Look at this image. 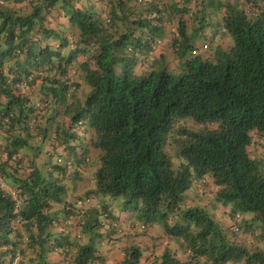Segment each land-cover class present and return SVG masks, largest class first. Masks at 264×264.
<instances>
[{"label": "trees", "instance_id": "1", "mask_svg": "<svg viewBox=\"0 0 264 264\" xmlns=\"http://www.w3.org/2000/svg\"><path fill=\"white\" fill-rule=\"evenodd\" d=\"M214 17L233 44L207 60L197 40ZM172 51L191 53L179 76ZM263 136L264 0H0V264H94L92 238L69 234L105 231L100 214L125 233L70 185L83 176L124 196L153 240L120 264H264ZM209 206L253 218L222 227Z\"/></svg>", "mask_w": 264, "mask_h": 264}, {"label": "rangeland", "instance_id": "2", "mask_svg": "<svg viewBox=\"0 0 264 264\" xmlns=\"http://www.w3.org/2000/svg\"><path fill=\"white\" fill-rule=\"evenodd\" d=\"M218 13L219 12H217L216 8L211 9L212 15L216 16ZM205 24H208L209 26L206 27V29H205L206 31L204 32V34L201 35V37H199L197 42H198V44H201V43L209 44L210 48L207 51L200 49L199 55L201 57H203V59L213 60L216 56V53L218 52L217 46H220V49L225 51V49H228V47L232 46L233 42L230 38L226 39V38H224V36L221 35V31L219 32V29L217 28L218 25H217V22L215 20V17L209 18L205 22ZM173 26L174 25L171 23L170 27L172 29H173ZM214 30L215 31L217 30V32H219V33H216ZM47 41L51 44V40H47ZM161 49H163V48H162V46L159 45L158 49H156V52H153L154 56H157L159 53V50H161ZM166 51H167V53L169 52V50H167V49H166ZM166 51H165V54H166ZM67 55H68V52H67ZM166 56H167V54H166ZM190 57H191L190 52H187L184 57H179L178 53H175V51H172L171 59H176L175 62H173L171 60L166 61L168 63L169 62L172 63L171 67H169V70L172 72V74L179 76L182 73L183 64ZM150 60H151V62H154V61L158 62L159 59H155V58L152 59L151 58ZM162 62H163V59H162ZM82 83H83V87L81 88V92H79L77 96H78V98H80L81 101H84V99L87 96L89 86H87L84 81H82ZM76 108L77 109H75L74 112L79 109L78 107H76ZM56 116H57L56 117L57 121L63 119L60 114H58ZM189 118L190 117H185V118L179 119L178 121L181 124L185 123L186 125H192L193 122L188 120ZM180 123L176 122L173 126L178 127V124H180ZM197 127H199V126H197ZM202 127H204V126H202ZM190 128H191V126H190ZM173 133H174V128L171 129V131L169 133V137L173 136ZM258 137L256 138L257 140H259ZM263 139H264V136H263ZM71 143L72 144L74 143L76 145H80L81 140H80V138H78L77 140H72ZM167 147L171 151L172 155H175V153H176L175 145L170 144ZM258 151L259 152H256V151L254 152V150H252V155L254 156V158H256L260 162V165L264 168V140H262V143H260ZM92 158H93V160L97 159L96 156H93ZM95 166L97 168L98 165H95ZM75 183L76 184L77 183H82V184L86 183L85 184L86 186H88L89 188H92L94 190V193H93L94 205L98 204L102 200L106 201L108 203V205H110V208L112 210L114 217L116 219H119L120 222L122 223V226L124 227L125 233L120 234L115 229L112 230L111 224L109 222L110 220L107 219L103 214L98 215V217L103 224L101 228H103V230H105V231H103L104 233L101 231L102 229H100V228L99 229L98 228L91 229V230H88V232H86V231H83V226H80L78 228L76 226V224H74V226L71 229V232L69 234V235H72L71 236L72 242L75 240V235L78 233L82 234V238L79 240L81 244L90 243L91 238L94 241L93 244L95 245L96 249H98V256H100V259L96 260V262H94V264L109 263L112 255H115V254L117 255L121 252H123V254H124L125 251L131 247H141V245L143 243L140 241V239H139L140 236H137V234L142 231L143 223H141L139 221V219H138L139 217H138L136 210L132 209L130 207V205L126 204L124 196L112 197L111 195H104L102 193H99V192L95 191L96 185H95L94 180L93 179L89 180L88 178H85L84 176L81 177L80 180H78V181L75 180ZM75 183H73V185ZM205 192H206V195L204 196V199H202V200H206V201H202L201 202L202 205L203 204L207 205L209 203V199L212 198V195L210 194L209 190H207ZM194 193H195L194 187L190 188L189 190L186 191V194H189L190 196H194ZM199 202H200V200H199ZM190 205H192V203H190ZM132 207H133V205H132ZM229 208H231V206H229ZM206 210L211 215V217L218 224H220L222 227L224 225H226V223L231 224V225L232 224L236 225V224L242 222L244 225H246V221L248 219L253 218L252 212H239V214H241V218L239 220H237V219H232L229 215L225 214V213H227L228 208L227 209L226 208H220V209L216 208L215 209L212 206H209L208 209H206ZM93 221H92V223H93ZM161 230H162V227L159 228L158 226H154V230L150 231V234L153 236L154 239H158L159 233ZM102 236H104L103 242L101 240ZM143 238H147L149 240L146 243L150 244L153 242V240L151 238H148L147 234L144 235ZM261 245H262V248L264 249V242H262ZM159 251H160V249H159ZM145 258H146V255L142 254L140 261L145 260Z\"/></svg>", "mask_w": 264, "mask_h": 264}, {"label": "crops", "instance_id": "3", "mask_svg": "<svg viewBox=\"0 0 264 264\" xmlns=\"http://www.w3.org/2000/svg\"><path fill=\"white\" fill-rule=\"evenodd\" d=\"M252 150H254V152L256 151V152H259L258 150H259V147H257V145H255V146H253L252 148H251ZM84 182V181H83ZM73 183H75V180H74V178H72V179H70V185H72ZM86 184V183H85ZM84 183L82 184V183H77V187H76V191H79V192H84L85 190H86V185H85ZM100 203H102V204H105V205H107L108 206V203L106 202V201H104V200H102V201H100ZM109 208H110V205H109ZM110 210H111V208H110ZM112 211V210H111ZM137 236H139V233L137 234ZM140 241L143 243V244H146V242H148L149 240L147 239V238H143V237H141L140 236ZM150 244H152V243H150ZM150 244L149 243H147V245H149L150 246ZM142 246V245H141ZM143 246H145V245H143ZM157 249H160V251H161V246H159ZM159 251V252H160ZM123 256H124V254H123V252H121V253H119V254H115V255H112V257H111V260H110V262L109 263H106V264H120V261H121V259L123 258ZM60 256H57V255H51V257L49 258V262H55V263H58V262H60ZM62 261V260H61ZM62 264V263H61ZM139 264H148V262H147V256H146V258H145V260H143V261H140L139 262Z\"/></svg>", "mask_w": 264, "mask_h": 264}, {"label": "built area", "instance_id": "4", "mask_svg": "<svg viewBox=\"0 0 264 264\" xmlns=\"http://www.w3.org/2000/svg\"><path fill=\"white\" fill-rule=\"evenodd\" d=\"M26 240L28 239V237L25 238Z\"/></svg>", "mask_w": 264, "mask_h": 264}, {"label": "clouds", "instance_id": "5", "mask_svg": "<svg viewBox=\"0 0 264 264\" xmlns=\"http://www.w3.org/2000/svg\"><path fill=\"white\" fill-rule=\"evenodd\" d=\"M140 4V3H139Z\"/></svg>", "mask_w": 264, "mask_h": 264}]
</instances>
